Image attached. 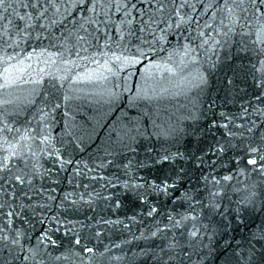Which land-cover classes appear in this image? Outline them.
I'll return each mask as SVG.
<instances>
[{
  "label": "snow or ice",
  "instance_id": "6c2138e0",
  "mask_svg": "<svg viewBox=\"0 0 264 264\" xmlns=\"http://www.w3.org/2000/svg\"><path fill=\"white\" fill-rule=\"evenodd\" d=\"M149 80L195 90L184 127ZM84 84L136 110L100 146ZM254 218L227 264H264V0H0V264H212Z\"/></svg>",
  "mask_w": 264,
  "mask_h": 264
},
{
  "label": "water",
  "instance_id": "95a60500",
  "mask_svg": "<svg viewBox=\"0 0 264 264\" xmlns=\"http://www.w3.org/2000/svg\"><path fill=\"white\" fill-rule=\"evenodd\" d=\"M141 72H143V69H141ZM135 79L139 81L140 78L136 77ZM28 87V85H22L18 89L12 90V95L9 98L17 105H26ZM80 87L83 91V98L79 101L81 107L76 120L81 123L85 119L91 121L92 126L95 128L93 133V140L96 142L95 146H100L107 138L112 127L117 125V122L122 119L124 114L127 112L130 115H135L136 110L131 108L126 98L119 101L112 108H108L98 97L93 98V96L89 95V93L95 92L96 89L87 84ZM163 88H167L168 91H163ZM145 92L148 93L150 99L142 102V110L146 114V119L143 123L146 124L149 130H153L154 123L159 125L161 129L167 127L179 129L187 124L185 117L189 105V97L194 98V89L187 94H183L180 92V88L175 87L173 84L164 83L161 86L149 80L145 85ZM259 225V218L249 219L247 226L235 222L228 230L227 235L218 236L216 254L212 257V264H227L233 248L245 236L256 231ZM229 244L232 247H229Z\"/></svg>",
  "mask_w": 264,
  "mask_h": 264
}]
</instances>
